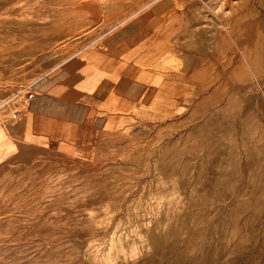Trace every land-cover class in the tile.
Masks as SVG:
<instances>
[{
    "label": "rangeland",
    "instance_id": "obj_1",
    "mask_svg": "<svg viewBox=\"0 0 264 264\" xmlns=\"http://www.w3.org/2000/svg\"><path fill=\"white\" fill-rule=\"evenodd\" d=\"M135 15L150 95L27 133V85ZM0 264H264V0H0Z\"/></svg>",
    "mask_w": 264,
    "mask_h": 264
},
{
    "label": "crops",
    "instance_id": "obj_2",
    "mask_svg": "<svg viewBox=\"0 0 264 264\" xmlns=\"http://www.w3.org/2000/svg\"><path fill=\"white\" fill-rule=\"evenodd\" d=\"M154 25V19L135 15L105 33L99 47L80 49L33 79L24 93L26 132L37 138L46 133L64 136L73 146L76 141L91 145L104 128L95 131V127H101L107 115L150 95L151 87L131 74L123 54L148 36ZM45 119L67 123L68 128ZM108 123L109 119L104 126Z\"/></svg>",
    "mask_w": 264,
    "mask_h": 264
},
{
    "label": "bare ground",
    "instance_id": "obj_3",
    "mask_svg": "<svg viewBox=\"0 0 264 264\" xmlns=\"http://www.w3.org/2000/svg\"><path fill=\"white\" fill-rule=\"evenodd\" d=\"M257 50V49H256Z\"/></svg>",
    "mask_w": 264,
    "mask_h": 264
}]
</instances>
